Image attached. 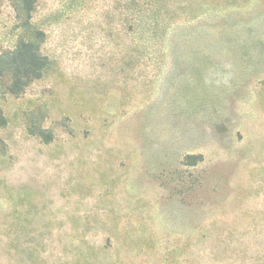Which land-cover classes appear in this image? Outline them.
Wrapping results in <instances>:
<instances>
[{"label":"rangeland","instance_id":"rangeland-1","mask_svg":"<svg viewBox=\"0 0 264 264\" xmlns=\"http://www.w3.org/2000/svg\"><path fill=\"white\" fill-rule=\"evenodd\" d=\"M0 264H264V0H0Z\"/></svg>","mask_w":264,"mask_h":264},{"label":"trees","instance_id":"trees-1","mask_svg":"<svg viewBox=\"0 0 264 264\" xmlns=\"http://www.w3.org/2000/svg\"><path fill=\"white\" fill-rule=\"evenodd\" d=\"M22 26L29 27L30 14L36 0H8ZM34 40H20L14 50L0 55V73H10L3 87L9 94H19L28 82L39 79L45 67V58L39 52L42 32H32Z\"/></svg>","mask_w":264,"mask_h":264}]
</instances>
